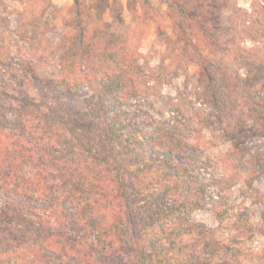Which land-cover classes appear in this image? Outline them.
Returning a JSON list of instances; mask_svg holds the SVG:
<instances>
[{"label":"trees","instance_id":"trees-1","mask_svg":"<svg viewBox=\"0 0 264 264\" xmlns=\"http://www.w3.org/2000/svg\"><path fill=\"white\" fill-rule=\"evenodd\" d=\"M43 5L49 15L52 0ZM252 7L237 4L229 19L251 29L240 40L235 28L223 45L227 58H243L226 81L231 94L250 77L246 58L264 49L254 41L264 38V20L256 22L264 0ZM106 8L94 30L76 20L42 31L30 24L40 43L31 45L32 61L8 76L0 70V264H242L244 235L194 220L214 203L201 174L204 135L193 145L176 133L179 124L168 129L132 110L164 83L140 64L122 8L113 21ZM176 12L182 34L202 30L211 48L222 46L205 18ZM6 42L2 33L0 63ZM44 46L46 55L38 53ZM255 70L264 79V59Z\"/></svg>","mask_w":264,"mask_h":264},{"label":"rangeland","instance_id":"rangeland-1","mask_svg":"<svg viewBox=\"0 0 264 264\" xmlns=\"http://www.w3.org/2000/svg\"><path fill=\"white\" fill-rule=\"evenodd\" d=\"M252 1L52 0L49 15H42L43 2L0 0V36L5 33L7 38L0 70L8 76L32 61L31 45L40 43L30 24L37 25L35 31H42L50 23L61 27L65 21L76 20L78 25L94 30L102 7H107L106 21H113L114 11L121 7L126 26L132 29L128 35L136 37L134 47L139 48L140 64L164 83L159 95L139 100L132 110L141 109L140 117H152L168 129L179 124L176 133H184L193 145L198 133L204 135L198 147L203 161L201 174L209 181L208 200L214 203L210 201L196 211L194 220L210 228L238 230L245 237L242 264H264V79L255 70L259 59H264V49L246 58L251 66L242 73L250 77L231 94L226 81L233 79L243 58L233 53L227 58L223 46L229 40L227 34L234 37L237 27L240 40L248 37L251 29L244 30L239 19H229L231 14L238 15L237 4L252 13ZM179 7L197 13L200 20L205 18L203 26L212 25L217 30L210 35L219 39L222 48H211L202 30L185 28L182 34L176 12ZM263 20L256 16L257 23ZM185 24L190 26L188 20ZM189 39L199 46L186 45ZM254 41L262 44L264 38ZM247 45L252 46L250 42ZM45 46L38 53L46 55ZM225 99L227 104L222 103ZM216 211L224 212L223 220Z\"/></svg>","mask_w":264,"mask_h":264}]
</instances>
